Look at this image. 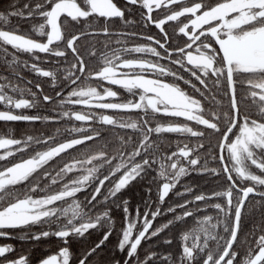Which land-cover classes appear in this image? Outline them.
Wrapping results in <instances>:
<instances>
[{"label": "snow or ice", "instance_id": "6c2138e0", "mask_svg": "<svg viewBox=\"0 0 264 264\" xmlns=\"http://www.w3.org/2000/svg\"><path fill=\"white\" fill-rule=\"evenodd\" d=\"M0 22L8 72L0 75V121L71 125L55 135H0V161L11 163L0 170V238L15 230L22 241L58 239V254L38 264H71L74 243L83 248L78 264H264V221L258 232H243L249 205L264 213V0H29L0 11ZM152 27L155 35L136 30ZM21 68L48 78L55 96L38 82L37 91L14 84L9 77L23 80ZM104 82L132 98L114 102L118 93ZM38 92L55 105L51 113L14 111L39 109ZM105 128L116 130L113 139ZM170 134L195 143L171 150L161 139ZM193 175L216 187L177 190ZM141 182L149 199L132 218L123 196ZM170 193L182 202L165 207ZM114 209L126 226L116 251L105 254ZM158 217L170 218L153 227ZM189 219L194 226L186 228ZM173 230L178 254L151 247L155 238L171 248ZM14 251L0 245V264H30L24 255L10 259Z\"/></svg>", "mask_w": 264, "mask_h": 264}, {"label": "trees", "instance_id": "16d2710c", "mask_svg": "<svg viewBox=\"0 0 264 264\" xmlns=\"http://www.w3.org/2000/svg\"><path fill=\"white\" fill-rule=\"evenodd\" d=\"M29 2V0H0V11H5L6 9H8L10 4H19L22 5L24 3ZM124 0H120V3H123ZM134 14H135V18H139L140 10L134 9L133 10ZM155 14V13H154ZM13 24H20L23 28V30L27 31L28 30V23L24 22V21H20V20H16L13 19L12 21ZM115 31H119L121 30V26L119 24L116 25ZM138 32H140L141 34H153L155 35L157 33V30L152 27L149 29H144V28H138L136 29ZM98 39H103V37H100ZM144 41H134V43H143ZM87 43V42H86ZM11 51V49H10ZM43 55V54H42ZM21 60H28L29 62H31L30 58L27 55H21L20 56ZM66 65H61V67H65ZM95 66V65H94ZM41 67H44L46 69H52L54 66L52 63H43L41 64ZM21 72V75L23 76V78H30L31 80V84L26 83L23 80H16L14 77H9V79L11 81H13L14 84H18L20 87H24V88H31L33 89L32 91H37L36 88L34 87V85L38 82L41 84L42 88H43V94H47V95H54L55 96V92L52 89L51 86V82L48 78H43L41 80L36 81V79L39 77L37 76L35 73L31 72L30 70H26L21 68L19 70ZM0 75H8V72L6 71V69L4 68V66L2 64H0ZM86 83H91L92 85H97V82L95 80L92 81H87ZM106 86H110L107 83H104ZM115 88V90L117 91L118 95L120 98H130L131 94H129L127 92V90L121 88V87H116V86H112ZM57 91H59L60 89L57 88ZM70 90V88L65 87L63 90V95H67V92ZM38 96L40 95L42 97L41 93H37ZM46 106H49L48 104H46ZM116 115H120V116H124L125 118H127L128 114L125 113H116ZM135 118V117H134ZM161 122H168L167 118H163L161 119ZM194 125V122H193ZM153 126H155L153 124ZM58 127V125L55 124H49L47 122H41V121H37L35 123H30V122H24V121H19V122H3L0 121V135H6L8 133H11L14 135L15 138H21L23 136L27 135H34V136H39L41 133H45V134H57L56 133V128ZM63 129L65 128H69L68 126H66V124H63ZM11 128V129H9ZM62 129V130H63ZM103 131H105L107 133L106 139H113L114 136L117 134L116 130L113 129H109V128H105L103 129ZM121 135H124L125 133H119ZM161 139L164 142V145L166 147H169L171 150H177L176 149V145L177 143H179L181 146L183 145V143H195L194 140L189 141L186 140L184 137L182 136H177L175 134H170V135H166L161 137ZM205 143H208V141H205ZM213 145H215V139L213 138L212 140ZM29 155H31V153H25L23 158H27ZM12 158V157H10ZM20 154L17 153L15 156V161H19L20 160ZM65 160H68L69 157L65 156L64 157ZM215 166V165H212ZM211 178L208 179H202L200 177H197L195 175H193L190 178H184L181 181V184L177 186V190L183 191V186L184 185H197L199 186L200 189L205 190V191H210L211 188L216 187L215 184L210 183ZM148 187V184L146 182H141L139 184L134 183L132 186L129 187V189H127L124 193L123 199H127L130 201L129 203V210L132 214V218L135 217V210L136 207L139 206L140 208V213H141V217L143 216V212L145 211V201L147 199H149L147 193H146V188ZM152 195H151V199L153 201H155L156 199V185L153 184L152 185ZM82 194V193H81ZM81 194H78V198ZM85 195V193H84ZM176 202H182V201H178L175 197L172 196V194L170 195L169 198L166 199V205L169 204H173ZM249 208L251 210V214L250 216H248L245 219L244 225H243V232L245 234H248L249 232H251L253 230V228L256 229V231H259V227L261 226L262 221H264V213H262V211L260 210L258 205H249ZM154 210V209H153ZM204 213H202L203 215ZM208 214H211V212H209ZM113 219L115 221V229L116 231L114 232L113 236L110 237V240L107 244V248L105 249V254H108L109 251L111 252H115V246L114 244L118 241V236L120 235V231L121 229L125 226V221H124V216L121 212V210L119 209H114L113 210ZM150 218V217H149ZM167 218L170 217H165V218H161L158 217L157 220L155 221V225L158 226L160 223L165 222V220ZM137 226L138 228L141 227V224L139 222H137ZM194 226V221L192 219H189L188 224L186 225V228H190ZM12 231V235L14 234V237L12 238V241L15 242V244L13 245L15 251L12 254H9V258L13 259L15 256H18L22 253H24L25 251L30 252V259H31V263H35V261H37L38 256L35 252V246H37L38 242H34V241H22L21 239H19V236L21 235V233H18L15 230H11ZM34 231V229H33ZM99 233H94L92 239H95L97 236H99ZM163 235V234H162ZM169 236H171L174 239V243L171 246V248H168L167 246L163 245L162 243H160V241H157L155 238L153 239V241L151 242V247L159 252H171L173 254H178L181 250V244L178 241V238L176 237V233L175 230H173L171 233H168ZM214 247V245H212ZM149 245L146 244L145 242L142 243L141 245V255H143V252L146 251L148 249ZM83 250L82 246L79 245L78 243H74L71 246V251L73 252V264L77 263L78 260L77 258L80 255V252Z\"/></svg>", "mask_w": 264, "mask_h": 264}, {"label": "flooded vegetation", "instance_id": "af4514ba", "mask_svg": "<svg viewBox=\"0 0 264 264\" xmlns=\"http://www.w3.org/2000/svg\"><path fill=\"white\" fill-rule=\"evenodd\" d=\"M42 77H38L36 79V81L38 80H41ZM31 79L29 78H24L23 81H25L27 83V81H30ZM13 82V81H12ZM29 88V87H28ZM33 90V89H32ZM11 94V93H10ZM40 96V95H39ZM54 96V95H53ZM17 98H20L18 95H17ZM24 98H30V96L28 94H25ZM49 106H46V104L42 101V97H41V104L39 106V109H32V110H14L16 111L17 113H20V112H24L26 114H40V115H48L49 113L52 112V110L55 108V105L54 104H48ZM0 110H6L4 105L0 104ZM73 110H81L79 109V107L77 106L76 108H74ZM57 111H59V109H57ZM48 123V122H47ZM63 124H60L58 125L59 128H61V131H63ZM66 126H71L69 124H66ZM57 127V128H58ZM11 129V128H9ZM4 154V150H0V155H3ZM9 161H13V158H9ZM14 162H19V161H15ZM5 166H11V163H8L7 165H5L4 161H0V170H3V167ZM19 191H22V189H18ZM171 195V193H170ZM83 197H84V193H82L80 196H79V199L83 200ZM0 203H2V201H0ZM212 214V213H211ZM126 226V225H125ZM155 222H154V225L153 227H155ZM141 227L138 228V226L136 225V228L134 229V233L133 235L136 234V232L138 230H140ZM34 231H39V229H34ZM14 237V234L12 235V238ZM12 238H8V239H5V238H0V245H11L13 246L15 244L14 241H12ZM154 239V238H153ZM118 242V241H117ZM117 242L114 244L115 246V249H116V245H117ZM144 241H142L143 243ZM62 243L58 240V239H42L41 241H39L37 243V246H35V252L38 256V259L37 261H35V263H31V259H30V252H27L25 251L24 253L18 255V256H15L14 258H18L19 256L21 255H24V256H27L29 258V261H30V264H38L39 260L42 259V258H46L47 256L49 255H54V254H58L59 252V249L62 247ZM13 258V259H14ZM71 264H73V261H71ZM74 264H78L77 263H74Z\"/></svg>", "mask_w": 264, "mask_h": 264}, {"label": "rangeland", "instance_id": "374dc122", "mask_svg": "<svg viewBox=\"0 0 264 264\" xmlns=\"http://www.w3.org/2000/svg\"><path fill=\"white\" fill-rule=\"evenodd\" d=\"M0 23H2V22H0ZM104 83H106V82H104ZM104 83L101 85L102 87H112L111 85H110V86H106ZM92 86L96 87L97 85H92ZM116 87H119V86H116ZM112 89H113L114 91H116L114 87H112ZM65 96H67V95H65ZM131 98H132V97H130V98H126V97H124V98H120L119 95H118L116 101H114V102H119V101H121V100H126V99H131ZM78 107H79V106H78ZM79 109H80V108H79ZM104 114H116V113L107 112V113H104ZM4 151H5V150H4Z\"/></svg>", "mask_w": 264, "mask_h": 264}]
</instances>
